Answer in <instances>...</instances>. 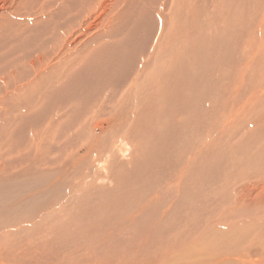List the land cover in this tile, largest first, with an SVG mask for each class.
I'll return each mask as SVG.
<instances>
[{"label": "bare ground", "instance_id": "6f19581e", "mask_svg": "<svg viewBox=\"0 0 264 264\" xmlns=\"http://www.w3.org/2000/svg\"><path fill=\"white\" fill-rule=\"evenodd\" d=\"M58 2L54 5L50 0H0V32H6L3 39H11L5 58L0 60V122L12 123L16 106H29L38 97L36 94H44L43 89L37 90L43 87L47 75L60 73L63 57L77 54L81 44L88 42L79 41L88 36L87 57L78 63L92 56L96 68L89 63L69 76L73 79L71 84H65L64 94L69 93V99L77 103L70 109L76 108L74 113L80 118V112L85 113L75 131L71 126L65 127V138L70 143L78 142L77 147L84 146L85 157L94 141H100L98 146L104 145L106 134L102 133L101 123H108L113 117L123 128L124 140L132 133L138 136L135 141L142 133L151 137L147 140L150 153L143 158L136 155L126 181L124 177L123 184H128L123 190L126 193L115 199L114 206L121 207L122 201L125 204L143 187L142 176L144 179L148 172V178L149 171H155L157 183L160 179L163 182L156 188L159 193L141 194L144 199L135 209L134 229L155 231L157 245L163 242L180 246L179 251H198L201 257L208 258L203 264H264V75L258 74L264 63L261 0H93L91 6L87 4L91 0ZM61 4H67V13L68 6H73L77 14L73 17L72 9L71 19L66 17L62 22L65 9ZM49 15L59 26L53 31L60 43L51 57L45 55L44 42ZM80 15L82 18L78 19ZM32 24L38 32L35 39ZM161 59L168 63L164 68L168 72L158 74L156 86V67ZM147 85L152 86L151 93ZM149 103L155 105L150 111L151 127L140 120V115H144L141 107L147 111ZM47 141L50 143L51 139ZM32 157L35 163L37 156ZM4 170L9 172L11 166ZM30 173L32 177L40 175L33 168ZM3 177L9 178L6 180L12 185L20 181L18 176ZM162 193L165 197L156 200ZM74 195L73 192L60 202V218H55L51 227L38 222L42 233L38 243L22 246L25 253L14 251L19 254L18 263L62 264L57 258L35 261L31 253H42L41 244L47 245V236L56 240L59 229H63V213L67 212L68 219L76 215L80 207L79 197ZM80 206L86 208L83 202ZM151 207L156 210V222L147 223ZM18 248L21 250L20 245ZM69 252L73 255L72 264H77L76 251ZM162 257L158 259L164 262L167 258Z\"/></svg>", "mask_w": 264, "mask_h": 264}, {"label": "rangeland", "instance_id": "374dc122", "mask_svg": "<svg viewBox=\"0 0 264 264\" xmlns=\"http://www.w3.org/2000/svg\"><path fill=\"white\" fill-rule=\"evenodd\" d=\"M50 1L54 2V5L56 3H59L58 0H54V1L50 0ZM258 2H260V0H258ZM92 3L93 0H91V2L87 4L88 6L89 5L91 6ZM261 3L264 5V0H261ZM61 8L62 10L65 9L62 17V22L65 21L66 17L71 19L70 12L72 9L74 11L73 17L75 16V14H77L73 6H68V13H67V4H65V6L64 5L62 6L61 4ZM251 10H253V7L251 8ZM49 16L50 17L47 18L48 21V23L46 24L47 27H45L44 29L45 55L47 57H51L50 53L53 51L56 45L57 46L55 50L58 48V45L60 46V43H58V41L54 37L55 31H53V29H57L59 26H57L53 21H51V17L53 15H49ZM81 18L82 16L80 15L78 19ZM30 27L34 31L33 32L34 39L37 38L38 37L37 30L34 28L33 24ZM93 32L96 33V31ZM5 33L6 32H0V60L5 58L6 56L5 54L8 52L7 45L11 40L8 38L3 39ZM88 38L89 37L87 36L86 38L81 39L79 41L81 42L83 40L82 43H84L85 41L88 42L86 44H81L83 45L81 46L83 48L81 49L80 47V49H78L77 54L70 57H63L62 64H60V66L63 68L60 67V69H62L60 73L55 71L57 74L55 72L54 73L52 72L51 74L47 75V78L45 80L46 82H44L43 87L39 88L38 90L36 89L37 91L40 92L43 89L44 92L42 93L44 94L41 95L36 94V96L38 97H36L31 102V105L29 106L27 105L28 107L24 104H20L16 106V110L14 114L16 119L14 118L12 123L6 124L4 122H0V169H1L0 175L2 177L0 179V260L3 261L5 259L3 261L4 263L1 261L2 264L24 263V262L18 263L19 262L18 256L20 252L25 253L24 248L26 247L27 243L36 244L40 240L39 236L41 237L42 233L39 232L38 228L40 225L38 224V222L43 221V225L46 228L51 227L53 224V220L55 218L56 220L60 218L59 212L57 211L58 206H60V202L63 203L66 199L69 198V195L72 194L73 192L75 194L74 196L79 197L80 208L78 209V212H76V215L71 219H68L69 216L67 212L63 213L62 217L64 218H61V224L63 229H59L60 234L56 237V240H52L49 236H47L49 238L47 245L44 246L43 244H41L42 247L40 251H42V253L38 252V254H43L42 256L45 255V257L39 256L36 253L37 251H35L34 254L31 253L32 259H34L35 261L43 262L44 260H55L57 258L60 261H62L61 262L62 264L64 263L72 264L73 255H70L69 251H72L73 253L74 250L78 255L77 264H184V263L203 264L205 263L206 260H208V258L206 256L201 257L199 255V252L196 250H192V248L188 250V249H184L185 248L184 247L182 248L184 249V251L183 250L179 251L180 246H167V244L163 242L157 245L155 231L149 232L146 231V229L138 230L133 228V224L134 222H136V216H137V214H135L134 212L137 210V207L141 205L139 203L144 199V198L142 199L143 196L141 194H147L148 196L149 194L150 196L155 195L156 192H158L156 191V188H158L159 185L163 182V179H160L157 183V179H155L156 176L155 171L154 172L149 171L148 178H147L148 172L145 175L144 179L142 176L141 185L143 187H139L140 190L137 193L134 192V195L129 196L125 200V204L121 200L122 202L120 204H123L121 207L116 208L114 206L115 199L120 195L126 193L123 190L127 189L128 184L124 185L123 183H125L129 173H131V169L133 163L136 161V157L140 155L141 158H143L148 153H150V146L147 143V140L151 139V137H147L146 134L148 133H142V137L138 141H135L136 140L135 137L138 138L137 134L135 133H132L129 136V138L124 140L122 136L123 133L121 131L123 128L121 124H119L120 122L118 123L117 121H113L115 117H113L112 119L110 118L108 123L107 122L101 123V126L103 128L102 133L106 134V136L103 137V140L105 139L103 145L104 147L98 146L101 145L99 143L100 142L99 140L97 141L98 143L94 141V143L91 144L92 149L90 150L89 154L86 155L85 157H84L85 154L84 146L77 147L78 142L70 143L69 139L65 138L67 137V134H65L66 133L65 127L71 126L72 131H75L79 127L81 121H83L85 116V113L81 111L80 112V114L82 115L81 117L82 119H81L79 115H76L74 113L76 108L70 109L73 108V106L77 105V103L69 99L68 96L69 93H66L65 95L64 92L67 89L66 85H69L71 84V82H73V79L69 78V76L73 72H75L76 70H82V68L87 67L89 63H91L92 68L94 69L96 68V62L92 56L89 57L87 61L85 60L83 62L78 63L80 59L84 60V58L87 57V54L85 55V53L88 50L87 47L89 46L87 45L89 43ZM47 49H49L50 51L48 52ZM229 55L232 56L233 54L230 53ZM162 59L159 60V65L156 67V86L159 84V78L157 77L158 74L164 72L165 71L164 68L168 67L167 65L168 63L164 64L166 63V61ZM74 63H77L78 66H75ZM50 70H48L47 72L50 73L51 72ZM65 70L68 71L66 72ZM64 72L66 73V75ZM165 72L167 73L168 70L166 69ZM258 74H261L262 76L264 75V63L258 69ZM61 83L63 84L61 85ZM47 86H49V88ZM51 86L52 87L55 86L53 87L54 89ZM147 89L151 93L152 86H150L149 88V85H147ZM47 90L50 91L48 92ZM31 91L36 92L35 89H32ZM48 96L50 97V99ZM36 102L38 105L36 104ZM150 104L151 103H149L148 105L147 111L144 107H141L142 111L144 112V115H140V120L143 121V123L147 122L149 127L152 126L151 122L153 117V114L152 113L150 114V111L152 110V107H155L153 103L151 105ZM58 106L60 107L59 109ZM89 106H90L89 104L86 105V107L88 108ZM19 107H21V109H19ZM24 107L26 111L24 110ZM65 118H67L68 120H66ZM62 120L65 122H62ZM48 121L51 122L49 123ZM45 123L46 124L49 123V124L46 125ZM56 124L59 126L58 131H56L57 130ZM160 126L164 127V124H161ZM41 128L43 129V131ZM48 130L50 131L48 132ZM42 132L46 134L44 135V133ZM50 132L52 133L50 134ZM37 133L40 135L36 136ZM97 134L98 133L96 131L95 135ZM56 136L59 139L56 138ZM86 136L87 135H85V137ZM47 137L48 139L49 138L51 139L50 143L52 142V144H50L49 141H47L48 140ZM41 138L42 141H40ZM122 141L125 143H123ZM31 142L35 145L34 151L32 148L34 145H32ZM68 142L71 145H69ZM130 142H131V146L128 145ZM49 145L50 148L47 149ZM137 145L138 147L139 146L140 147L138 148ZM71 146L73 147V150ZM77 148H80V150H78ZM65 149L67 150V152ZM42 151L46 152V154L45 153L43 154ZM76 151L78 153H76ZM47 152L48 154H50L49 157H47L48 156ZM111 154L113 155V157ZM32 155L37 156L35 163H33L34 161ZM24 157L25 159L22 162L21 160ZM39 158H43L42 160H44L43 161L44 163H41L42 160ZM27 159L29 162L27 161ZM25 160L26 163L24 164ZM149 160L151 161L152 159ZM57 162L60 164L57 165L56 164ZM53 163L56 165H54ZM19 164L22 167L21 169H19L20 168ZM22 164L25 166H23ZM27 164L29 165L27 166L29 170H26ZM7 165L11 166V170L9 172L5 170L3 171V169ZM14 165L16 168H18L17 170L14 167ZM63 167H67L65 169H68V171L63 169ZM109 167H113V168L109 169ZM32 168L36 170L37 174L40 175H38L37 177H32L30 175L31 174L30 170ZM25 171H27L26 174ZM93 173L95 174L93 175ZM7 174L11 176V179L17 176L20 177V181L12 185L10 183L12 181L6 180L9 178L3 177L4 175ZM124 177H125V181H124ZM163 195H164L163 193L161 195L159 194V198L156 200L159 201L162 198H164L165 196ZM82 202L86 208H81L80 205ZM119 202H117V204ZM155 211L156 210H154L153 207L149 209V211L147 212L149 216L147 223L156 222L155 217L153 216ZM58 223L60 225V221ZM22 227H27V228L24 229ZM19 245L21 246V250L19 249L20 247L18 248ZM132 250L134 253H136V255L132 253ZM8 251L10 253H8ZM11 251H12V255L10 257ZM14 251L19 252V254H17V252ZM161 256H163L162 257L163 259L164 258L167 259L163 262L161 258L158 259V257Z\"/></svg>", "mask_w": 264, "mask_h": 264}]
</instances>
